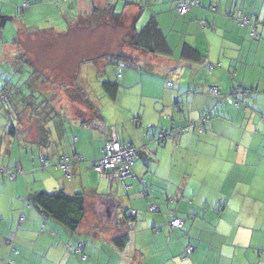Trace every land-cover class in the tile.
<instances>
[{
  "label": "crops",
  "instance_id": "crops-1",
  "mask_svg": "<svg viewBox=\"0 0 264 264\" xmlns=\"http://www.w3.org/2000/svg\"><path fill=\"white\" fill-rule=\"evenodd\" d=\"M182 2L0 0V41L4 45L14 41L22 50L18 66L35 64L34 69L44 74L45 81L35 76L29 90L42 95L49 91L50 96L57 95L53 89L58 87L71 90V77L58 78L60 72L55 76L45 60L32 56L33 37L43 33L40 39H80L88 29L85 19L90 18L96 29L119 35L116 52L102 50L87 58H100L114 68L122 66L115 56L130 59L132 66L139 61L148 69L162 66L161 73L147 74L151 94L139 110L141 118H135L146 129L142 139L128 141L116 126L107 128L100 116L92 118L89 112L94 109L86 104L84 93L83 98L54 105L46 126L35 118L36 112L21 113L37 108L28 96L26 102H18L16 128L0 119V264H264V235H256L264 233V0H198L199 7L181 16L177 8ZM45 4L58 8V26L39 28L24 21ZM113 15L121 25L111 22L116 21ZM246 17L249 24L241 26L239 21ZM150 18L156 20L171 57L145 54L125 43L124 31L133 21L139 30ZM107 19L109 23H104ZM9 21L11 30L6 27ZM184 44L204 55V61L180 60ZM204 62L216 69L206 74ZM42 64L45 67H39ZM47 75L58 85L51 86ZM118 77L123 80L126 73ZM170 79L173 87L166 91ZM9 88L5 82L0 92ZM211 89L219 96H212ZM201 115L209 116L202 132L189 131L163 145L153 140L159 131L195 122ZM113 135L136 147L139 155L135 177L124 183L110 181L90 167ZM63 155L72 160L70 179L59 166ZM143 190L150 196L140 197ZM59 191L88 194L84 219L75 232L32 205L33 195ZM152 203L160 212L148 211ZM131 210L136 215L127 212ZM21 214L25 220L18 223ZM177 218L184 221L182 229L165 224ZM123 235L127 243L119 249L113 241ZM79 244L80 254L68 250ZM187 247L193 250L185 257Z\"/></svg>",
  "mask_w": 264,
  "mask_h": 264
},
{
  "label": "rangeland",
  "instance_id": "rangeland-1",
  "mask_svg": "<svg viewBox=\"0 0 264 264\" xmlns=\"http://www.w3.org/2000/svg\"><path fill=\"white\" fill-rule=\"evenodd\" d=\"M57 9L56 7L45 4L41 7L39 13H35L31 17L26 15L24 21L30 24L32 23L39 28L58 26L57 15L55 14ZM0 21L2 24L3 21L1 18ZM10 22L7 23L6 27L11 30L10 26L12 25ZM85 22L88 23L86 25L88 29L83 36L79 37L80 39L65 38L59 41L55 40V38L51 39L50 37L45 39L44 36L42 37L43 39H40L39 37L43 33H37L33 37L32 56H37L40 61L45 60L44 62L52 67V72L55 76L60 72V75H57L58 78H61L62 74L66 77H71L69 82L71 90L67 88V93L60 87L53 89L58 91L56 96H50L49 91L42 95L38 92L39 90H29L27 86L34 80L33 78L35 76L39 78L38 81H45L44 74L42 72L38 73V70L34 69L33 65L35 64L21 63L18 66V61L22 59V50L20 48L18 49V45L15 46L14 41L11 42V40H8L6 45L2 43V40V42L0 41V90L3 88L5 82H9L12 86V89L9 88L8 92L3 91V95L6 96L8 94V99L4 103H0V109L4 114L0 119H4L6 123H14L16 128L18 102H26L28 96L37 108L31 111H22L21 113L31 115L33 112H36V115H34L35 118L44 120L43 125L46 126L48 125V121H50L49 117L53 112L52 108L54 105L63 103L67 99L77 100L78 98H83L84 93L87 98L86 102L92 104L94 108L92 113L89 112L90 116L96 113L104 121L107 128L109 126H116L118 133L128 141L142 139V137L147 135L146 129L144 127L142 129L140 123L135 118H141V112L139 115V110L142 111L143 107H146L149 101L148 96L151 94L150 90L152 88L148 84L151 76L147 74H150V72L161 73L162 66L159 67V65L153 64L152 69L151 67L148 69V65L145 63L142 64V61H139L135 66L122 64L121 68H114L113 65H106L100 58L98 60L87 58L90 55L98 54L102 50L111 52L112 54L116 52V47L114 46L119 33L113 30L96 29L94 27L96 21L92 18L85 19ZM111 22L114 25L117 24L116 21ZM79 23L81 22H77L76 24ZM104 23H109V20H105ZM10 34L12 33H8V35ZM127 34L128 30H126V33L124 31V38ZM4 36H7V34H4ZM40 40H44L46 43L44 44ZM124 44L123 41L120 43L122 46ZM120 45L119 48H121ZM28 55L31 56V54ZM38 64L40 65V63ZM39 67H45V64ZM122 71L126 73V77L120 80L118 75ZM80 75H84V77ZM47 76L50 78L49 84L51 86L58 85L55 83L56 80H53L54 77ZM153 77L157 80L161 79L158 75ZM108 81L118 84V93L114 101L107 98L104 91L101 90L102 82ZM161 85H163V81ZM165 87L158 86V88ZM164 90L167 91L169 88ZM32 92L34 94L32 95L33 97H31ZM217 106L220 109V103ZM4 107L6 109H3ZM143 113L145 114L144 110ZM133 137L136 139L133 140ZM256 235H264V233L256 232Z\"/></svg>",
  "mask_w": 264,
  "mask_h": 264
},
{
  "label": "trees",
  "instance_id": "trees-1",
  "mask_svg": "<svg viewBox=\"0 0 264 264\" xmlns=\"http://www.w3.org/2000/svg\"><path fill=\"white\" fill-rule=\"evenodd\" d=\"M113 16L115 17L116 22H118L117 25H121L122 22L118 21V19H119L118 16H115V15H113ZM239 24H240V21H239ZM124 41L130 48H132L134 50L141 51L145 54L160 55V56H164V57H171L172 56V51L170 50L168 44L166 43V40L163 37L161 31L159 30L158 25L156 23V20L154 18H150L147 21V23L143 27H141L139 30L135 29V21H133L131 29L128 31V34L125 36ZM179 58H180V60H183V61L184 60L195 61V62H199V63H202L205 59L204 55L200 54L197 50H195L194 48H192L191 46H189L187 44H184L182 46V48L180 50ZM113 60H115V61L117 60L118 62H121L122 64H124L126 66H132L133 65L132 61L130 59L124 57V56H115V57H113ZM205 64H208V63H205ZM205 67H206V65H205ZM168 83H171V86H167ZM166 87L167 88L173 87L172 79H170V80H168V82H166ZM102 89H103L104 93L108 96L109 99H111L113 101L115 100V98L117 96V92H118V84L117 83L103 82L102 83ZM3 94H4V92H3ZM7 96H8V94L6 95V100L8 99ZM218 103H220V107H222L221 102H218ZM235 103H237V105L239 106L238 101ZM86 104L88 105L89 108H92L90 103L86 102ZM90 112L92 113L93 111H90ZM92 118H98L96 113L93 114ZM201 118H205L207 121L209 119V116L208 115H201V117L197 121H195V122L189 121V122L184 123L181 126L171 125L169 127V129L159 131L157 134H155L153 137V140L158 145H163L166 142L171 141V140H168V141L167 140H165V141L156 140V136L159 133L165 132L168 130H176V129H181L183 127H188L192 123L197 124ZM164 119L172 121V118L168 115H165ZM203 128H204V126H203ZM195 130H197V129L196 128H189L184 133H187L189 131H195ZM172 141H174V140H172ZM130 146H132V145H130ZM65 156H67L69 158L70 163H71L72 160L70 159L69 155H63L60 157V159L65 157ZM100 157H101V155H100ZM138 158H139V155H138ZM136 161L134 162V164L136 163ZM45 163H47V162H45ZM69 167H70V165H69ZM65 174H66V177L68 179H70L69 169L67 172H65ZM132 177H135L133 174V167H132V171H131L129 177L125 178L123 181H115V182L124 183L126 179H130ZM137 181L139 184L144 183L143 179L137 178ZM87 196H88V194L85 192H79V193H73V194H67V193L62 192V191L50 193V194L44 193V192H39V193L33 195L32 205L35 206V208L40 213H42L43 216L46 217L47 219H50V220L60 224L61 226H63L65 229H67L70 232H75L79 228L80 224L82 223V221L84 219L85 201H86ZM139 196L145 198L147 196H150V194L147 192V190H143L139 193ZM152 206H155L157 208V210L152 212V213L159 211L158 206L155 203H152L148 207L149 212H151L150 208ZM127 212H130V213L134 212V215H136V211H134V210L127 211ZM167 222H168V220L165 221V224H167ZM183 226H184V221H183ZM113 242L117 248L123 249L127 243V236L126 235L120 236V237L116 238Z\"/></svg>",
  "mask_w": 264,
  "mask_h": 264
},
{
  "label": "built area",
  "instance_id": "built-area-1",
  "mask_svg": "<svg viewBox=\"0 0 264 264\" xmlns=\"http://www.w3.org/2000/svg\"><path fill=\"white\" fill-rule=\"evenodd\" d=\"M199 7L198 0H183L177 8V13L181 16L185 15L189 11L194 10ZM248 23L246 18L240 20V25L245 26ZM204 29V26H202ZM216 66L211 64H206L205 72L206 74L211 73ZM167 86H171V83H168ZM210 94L212 96H219L217 89H211ZM6 96L0 94V103H4ZM237 107V103H235ZM261 120L264 121V116L261 117ZM206 119L201 118L197 124L192 123L188 127H183L176 130H168L161 132L156 136V140H178L179 136L186 132L189 128H196L199 132L203 131V126ZM137 149L128 144L119 143L115 135L111 137L110 140L105 142L104 147L101 150V157L91 162V169L97 174L105 177L110 181H123L125 178L130 176L134 162L138 160ZM70 160L67 156L63 157L59 161V166L67 172L69 169ZM49 166L48 163H44V168ZM11 179L15 177V174L9 175ZM157 208L152 206L150 208L151 212L156 211ZM134 216V212L130 213ZM25 220L24 214H21L18 220V223H22ZM167 225L170 229H181L183 228V221L181 219H172L167 222ZM10 243L14 241V235H11L9 238ZM69 251H73V254H80L82 250V245L79 244L76 248L68 246ZM192 247H187L184 251L185 257L189 256L192 253ZM82 259H85V256H81Z\"/></svg>",
  "mask_w": 264,
  "mask_h": 264
},
{
  "label": "flooded vegetation",
  "instance_id": "flooded-vegetation-1",
  "mask_svg": "<svg viewBox=\"0 0 264 264\" xmlns=\"http://www.w3.org/2000/svg\"><path fill=\"white\" fill-rule=\"evenodd\" d=\"M0 94H3V91H1Z\"/></svg>",
  "mask_w": 264,
  "mask_h": 264
}]
</instances>
